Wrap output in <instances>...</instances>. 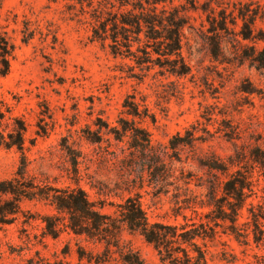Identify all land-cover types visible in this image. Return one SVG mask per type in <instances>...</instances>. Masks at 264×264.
Instances as JSON below:
<instances>
[{
    "label": "rangeland",
    "instance_id": "rangeland-1",
    "mask_svg": "<svg viewBox=\"0 0 264 264\" xmlns=\"http://www.w3.org/2000/svg\"><path fill=\"white\" fill-rule=\"evenodd\" d=\"M123 1L0 0L11 46L5 75L0 62L4 140L23 126L21 149L0 145V182L18 190L0 194V264H87L78 249L99 264H167L121 222L129 200L150 223L198 234L210 264H264V68L243 57L264 45V21L239 16L259 15L264 0H126L178 18L184 74L155 54L137 66L92 39L106 10L130 8ZM239 173L252 188L233 224L226 185ZM76 184L120 225L113 246L61 225L48 200ZM215 209L221 217L208 221ZM46 217L55 238L43 235Z\"/></svg>",
    "mask_w": 264,
    "mask_h": 264
},
{
    "label": "trees",
    "instance_id": "trees-1",
    "mask_svg": "<svg viewBox=\"0 0 264 264\" xmlns=\"http://www.w3.org/2000/svg\"><path fill=\"white\" fill-rule=\"evenodd\" d=\"M119 4L122 6H130L125 10H114L112 12L106 10V17L98 22V26L93 27L91 36L93 40H109L111 44V53L114 56L131 57L137 66H146L154 63L152 57L155 54L156 59L162 57L165 59L163 63H170L172 72L174 74H184L183 66H178L180 61V27L178 18L171 14H166L163 10L157 11L155 6L144 7L139 4H129L126 0ZM111 7H114L112 4ZM120 9V8H118ZM245 9L243 14H239L243 21L249 20L253 22L256 17L264 21V10L258 15L255 10L250 11ZM143 32V39L140 38L139 33ZM136 34V42L138 43L135 50H132L130 37ZM247 34H243V39H249ZM264 41V38H257ZM124 48V50H123ZM11 46L7 41L0 36V62L3 66L2 74L8 72V59L10 55ZM245 59L254 65L256 68H264V45L258 48H251L245 52ZM160 61V60H159ZM168 61V62H167ZM183 65V64H182ZM131 110H127L128 114H138L134 106H130ZM8 112V110H4ZM0 107V145L5 147L16 146L18 149L22 148L21 130L23 126L16 129L18 140H14L9 136L10 141L6 142L2 133V122L5 113ZM128 128H124L126 131ZM141 135V134H140ZM142 140L144 137L142 135ZM22 173V172H20ZM236 182H229L226 190L233 193L234 199L237 203L229 205L228 216H225L230 222L236 224L239 210L241 209V202H243L244 190L251 191V184L244 174H238L235 178ZM57 194L50 196L48 200L50 205L54 208L57 214H60L64 222V226L69 232L77 236H83L86 241L92 243H102L106 248L109 247L111 241L118 237L120 232V225H117V220L111 218L109 214L103 213L102 204H97L95 201H90L85 192L76 184L73 188H67L56 191ZM0 194L18 195L17 188L11 181L0 182ZM45 195V192H42ZM127 206L126 212L122 214L121 222L125 227L132 232H136L147 243L151 244L156 250L161 261L167 264H210L205 256V252L197 248L193 239L198 234H190L188 231L178 232L177 227L162 226L157 223H150L138 204L133 203ZM10 211V210H7ZM215 215L211 216L208 221H213L221 217L220 209H215ZM1 213V212H0ZM56 219L51 217L42 218L45 223L44 236L56 237L58 226L55 224ZM231 233L236 236V232L231 228ZM213 231L209 229L205 237H211ZM210 233V234H209ZM186 243V247L182 244ZM78 260L81 262L85 259L87 264H99L100 257L93 258L91 254L84 256L79 249L76 251ZM128 264H139L138 258L135 256L128 257L123 260ZM56 262L55 264H59Z\"/></svg>",
    "mask_w": 264,
    "mask_h": 264
}]
</instances>
